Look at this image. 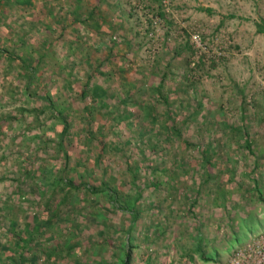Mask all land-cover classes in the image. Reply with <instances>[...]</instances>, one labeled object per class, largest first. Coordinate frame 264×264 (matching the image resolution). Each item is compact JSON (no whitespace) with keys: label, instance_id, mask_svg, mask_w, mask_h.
Instances as JSON below:
<instances>
[{"label":"rangeland","instance_id":"obj_1","mask_svg":"<svg viewBox=\"0 0 264 264\" xmlns=\"http://www.w3.org/2000/svg\"><path fill=\"white\" fill-rule=\"evenodd\" d=\"M22 60L37 66L29 89ZM95 69L90 87L106 95L82 99ZM51 110L72 126L63 176L105 185L113 199L81 192L57 206L64 163ZM262 113L264 0H4L0 264H120L128 248L129 264H185L206 206L224 195L204 179L229 182L241 140L229 126H257ZM173 124L189 146L165 139Z\"/></svg>","mask_w":264,"mask_h":264},{"label":"crops","instance_id":"obj_2","mask_svg":"<svg viewBox=\"0 0 264 264\" xmlns=\"http://www.w3.org/2000/svg\"><path fill=\"white\" fill-rule=\"evenodd\" d=\"M246 116L245 112L240 113L244 121L249 119ZM258 120L262 124L257 126L244 122L229 126L241 137L232 150L235 157L225 167L229 182L222 184L217 174L207 173L209 177L204 181L214 178L213 187L224 190V195L212 196L213 202L201 214L203 220L199 219L196 236L192 235L195 246L186 251L185 264H225L234 248L264 231V113Z\"/></svg>","mask_w":264,"mask_h":264},{"label":"trees","instance_id":"obj_3","mask_svg":"<svg viewBox=\"0 0 264 264\" xmlns=\"http://www.w3.org/2000/svg\"><path fill=\"white\" fill-rule=\"evenodd\" d=\"M3 1L4 0H0V7L2 6ZM92 12L94 13V9H92V11L89 13V17H91V15L93 14ZM158 14L160 16H163L162 13H158ZM76 20H79V19H76ZM81 22H84V20H81ZM61 28L63 30L65 27L62 26ZM258 30L261 31L262 29L259 27ZM15 57L16 56H15L14 53H9L8 56H7L8 60L11 61V62H13V61L16 62L17 60H19V59H16ZM36 67H37L36 65L30 64L27 61H24V60L21 61V68H23V69L26 68L27 72L29 73L28 77L26 78V88L27 89H29V87H30L32 77H33V75H34V73L36 71ZM97 70L98 69H95L94 71H90V74L87 76V79L84 82L83 87L81 89V95L80 96H81L82 99H85V97H86V95H87V93L89 92L90 89H91V91L96 92L95 95H100V94H102L104 96L106 95V91H104L102 89V86L96 84L93 87H90L91 80L94 78L95 75H98V71ZM160 89H161V84H159L155 88V90L157 91V93H158V95L160 97H163L161 95V93H159ZM42 90H39L38 93L37 92L34 93V95L37 96L39 105L43 104L46 108H48V110H50L51 108H53V102L51 100V97L48 94H44ZM163 102H166V109L169 110L168 101L164 98ZM83 108H84L83 110H85V112H87V113L90 112V108L88 106H84ZM166 112H168V111H166ZM49 113H50V115L53 118H55L57 120V122L61 126V129H60L59 134H58V136H59L58 146L60 147V149L63 152L64 170L62 169L61 171H59V175H58V181H57L58 185L57 186L61 188L60 191H59L60 194H61V197H60L61 199L58 201L57 206L61 205V204H64L66 201H70L71 197L74 194H79L81 192H84L86 195H97V194H100L102 192H107L108 193L107 196H109V197H111L113 199L112 196H114L115 194L113 195L112 192H111V189H109L105 185H101V187H95L93 185H90L89 183L82 182L80 179H78V181L75 182L74 180L68 179V178L63 176V174L65 173V170H66L65 167L67 166V163H68V160H67L68 159V155H67L66 149L64 147V140L66 139V137L70 133H73L72 130H71L72 126H71L70 120H68V117L66 115H63L61 112H58V111L55 112V111L51 110V111H49ZM167 118H170V116L168 115ZM152 121L157 122L158 120L156 118H154ZM159 129H160V127H159ZM167 129H168V127L163 126L162 130L160 131L161 134H162L163 130L166 131ZM170 130L171 131L168 132L169 134L167 135V137H165L166 140H169V137H170L171 133H173L174 135H176V137L180 141V143H183L184 145L189 146L188 140L183 138V136L181 134V131H180V128H178L177 125L173 124V127H171ZM86 132H87L89 137H91L93 140H95V135L93 134V132L89 128H87ZM98 142L102 144V147L99 149V153L97 155V160L101 161L102 160V153H103L105 145H104V142L101 141V140H98ZM121 145H123V144H120V146ZM125 146L126 147H124V148H127V149H129V147H130L129 143H127ZM122 149H123V147H122ZM126 160H128L126 162L127 166H128L129 165V159H126ZM83 169H85V168H83ZM133 176L135 178L136 174H133ZM138 192L141 193V190L138 189ZM52 199H54L53 196L51 197V199H49V201H51ZM49 201L46 203L47 209H50V207H52L51 204H49ZM131 218H132L133 221H135L136 218H137V215H131ZM29 236H31V235L29 234ZM129 249L130 248H128L127 250L124 251V258L120 261V264H129V260H130V251H129ZM19 258H20L19 262H22L23 261L22 255H20ZM10 262L14 264V262L12 260H10Z\"/></svg>","mask_w":264,"mask_h":264},{"label":"built area","instance_id":"obj_4","mask_svg":"<svg viewBox=\"0 0 264 264\" xmlns=\"http://www.w3.org/2000/svg\"><path fill=\"white\" fill-rule=\"evenodd\" d=\"M225 264H264V231L234 248Z\"/></svg>","mask_w":264,"mask_h":264}]
</instances>
